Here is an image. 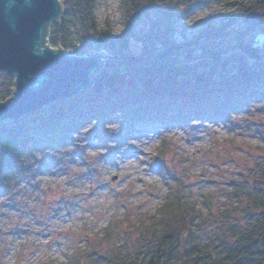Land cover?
<instances>
[{
  "label": "trees",
  "instance_id": "obj_1",
  "mask_svg": "<svg viewBox=\"0 0 264 264\" xmlns=\"http://www.w3.org/2000/svg\"><path fill=\"white\" fill-rule=\"evenodd\" d=\"M59 1L62 15L50 25L47 44L66 52L77 25L81 35L73 54L105 52L110 58L94 72L87 93L0 127L1 201L15 202L18 183L34 177L39 155L71 149L72 135L93 122L124 117L126 134L147 122L233 126L231 116L264 103V0H219L235 7L231 17L185 44L174 38L176 23L197 0H124L119 37L109 25L98 27L96 0ZM223 37L230 48L219 49ZM14 90L15 79L0 72V103L13 99ZM260 175L229 185L227 194L238 204L219 214L226 226L216 241L203 243L198 202L182 179L172 178L176 190L147 231L144 255L94 253L75 264H264V169ZM201 202L212 214L213 200L205 195ZM238 215L248 219L245 226L236 227ZM103 240L110 243L111 233Z\"/></svg>",
  "mask_w": 264,
  "mask_h": 264
},
{
  "label": "rangeland",
  "instance_id": "obj_2",
  "mask_svg": "<svg viewBox=\"0 0 264 264\" xmlns=\"http://www.w3.org/2000/svg\"><path fill=\"white\" fill-rule=\"evenodd\" d=\"M229 5L197 0L176 23L177 43L195 42L209 27H221L235 9ZM94 14L100 29L109 25L114 37L123 35L124 0H96ZM70 35L67 54L79 45L77 25ZM227 41L223 37L219 49L230 48ZM131 47L139 49L136 42ZM231 119L233 126L139 123L126 134V119L116 117L72 135L74 145L63 153L39 155L36 174L20 180L15 202L0 200V264H75L94 253L144 255L147 231L176 190L172 178L182 179L198 202L203 243L216 241L226 226L219 214L238 204L227 194L229 185L253 181L264 169V103ZM205 195L213 200L212 214L201 202ZM247 220L234 218L237 228ZM108 233L110 243L103 240Z\"/></svg>",
  "mask_w": 264,
  "mask_h": 264
},
{
  "label": "water",
  "instance_id": "obj_3",
  "mask_svg": "<svg viewBox=\"0 0 264 264\" xmlns=\"http://www.w3.org/2000/svg\"><path fill=\"white\" fill-rule=\"evenodd\" d=\"M62 15L59 0H0V72L15 79L13 99L0 103V127L87 93L110 57H78L47 43Z\"/></svg>",
  "mask_w": 264,
  "mask_h": 264
},
{
  "label": "bare ground",
  "instance_id": "obj_4",
  "mask_svg": "<svg viewBox=\"0 0 264 264\" xmlns=\"http://www.w3.org/2000/svg\"><path fill=\"white\" fill-rule=\"evenodd\" d=\"M56 50H58V49H56ZM101 53V52H100ZM105 53V52H104ZM108 56V55H107ZM109 57V56H108ZM108 60V59H107Z\"/></svg>",
  "mask_w": 264,
  "mask_h": 264
}]
</instances>
